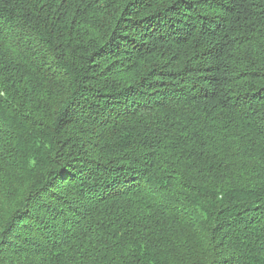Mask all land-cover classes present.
I'll use <instances>...</instances> for the list:
<instances>
[{"label": "trees", "instance_id": "1", "mask_svg": "<svg viewBox=\"0 0 264 264\" xmlns=\"http://www.w3.org/2000/svg\"><path fill=\"white\" fill-rule=\"evenodd\" d=\"M0 264H264V0H0Z\"/></svg>", "mask_w": 264, "mask_h": 264}]
</instances>
